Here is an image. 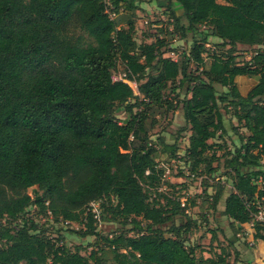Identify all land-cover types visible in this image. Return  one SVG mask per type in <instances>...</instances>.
<instances>
[{
    "label": "trees",
    "instance_id": "1",
    "mask_svg": "<svg viewBox=\"0 0 264 264\" xmlns=\"http://www.w3.org/2000/svg\"><path fill=\"white\" fill-rule=\"evenodd\" d=\"M165 1L168 21L182 35L208 25L225 53H212L206 66L207 37L177 59L165 53L163 38L137 44L131 19L137 0H0V264H105L98 255H83L80 245L45 235L35 220L41 214L83 223L79 235L97 239L91 203L119 225L120 232L102 237L113 264H227L224 247L198 254V245L185 244L182 233L192 222L186 200L159 191L158 145L171 156L178 150L151 139L158 117L177 107L164 95L169 84L173 92L190 94L181 102L191 131V173L201 165L205 173L220 166L212 163L219 157L205 155L209 140L225 132L220 108L232 111L248 132L222 155L232 178L222 214L242 230L258 206L264 208V0ZM71 22L90 40L73 38ZM238 44L259 49L238 64ZM118 60L125 65L122 80L112 77ZM240 75L258 77L245 94L238 89ZM215 84L226 91L217 93ZM215 95L219 105L205 115L188 106ZM121 107L122 121L115 116ZM216 188L213 208L222 197ZM176 217L185 218V229ZM232 263L242 264L237 251Z\"/></svg>",
    "mask_w": 264,
    "mask_h": 264
},
{
    "label": "rangeland",
    "instance_id": "2",
    "mask_svg": "<svg viewBox=\"0 0 264 264\" xmlns=\"http://www.w3.org/2000/svg\"><path fill=\"white\" fill-rule=\"evenodd\" d=\"M136 3L138 8L131 16V19L134 23V38L137 44L153 41L156 37L163 38L164 46L162 48L166 50L165 53L177 59L190 49L196 39L207 37L210 46L207 47L208 50L203 54L206 66L211 61L212 53H225L226 48L217 45L219 40L211 36V27L208 25H200L197 27L196 32L186 31L182 35L181 30L174 24L169 23L167 19L169 12L166 9L167 3L165 0H137ZM121 13L124 15V11H121ZM126 15L128 14H125L126 20H128L129 16ZM180 24L185 25L186 20L181 18ZM122 25L126 26L125 23ZM68 29L72 37L78 38L81 43L85 44L90 40L76 22H71ZM257 47L259 46L236 45L234 48L235 61L238 64L246 63L255 50L259 49ZM124 68V63L118 60L116 67L112 70L113 79H118L122 76ZM151 72H153V69L148 68L147 73ZM249 77L252 78L249 79ZM238 78L241 80V88L238 89L242 94H245L254 83L253 76L240 75L236 77V81ZM171 86L172 84H169L165 89L164 95L171 97L177 107L158 117L157 124L151 131V139L158 144V138H162L166 143L174 144L178 148L174 154L175 156H171L167 151L161 152V146L158 145L159 152L157 153L156 161L158 167L163 169L164 173L161 180L162 184L159 188L161 195H174L180 197L182 201L186 200L187 215L192 222H190L189 232L182 233L185 238V244L187 246L198 245L196 248L198 254L201 253V250H208L209 246L218 245L220 248L224 247L229 256L227 264H233L232 260L236 256V251L239 257L242 258V264H264V240L258 235H262L264 229L257 224L243 226L242 230L245 232V238L243 237L242 240L236 234L241 228L238 229L234 221L222 214L223 197L230 192L232 187V178L224 173L225 170L222 167V155L225 154L226 150L239 146L241 144V136H245L248 133L247 130L237 122L232 115V111L220 108L225 132H218L214 138L209 140L212 148L205 154L209 160L213 154L219 157L216 160H212V163L213 165L219 163L220 166L212 173H205L204 165H201L197 173H191L190 163L186 156L191 131L190 125L185 121L181 102L186 94L182 89L171 91ZM132 87L136 88V86ZM215 87L217 93L226 91V87L219 84H215ZM186 97H190V94L186 95ZM216 97L217 95L211 98L208 103L198 97L189 102L188 106L192 112L205 115L210 107L219 105ZM129 101L133 102L135 99H130ZM115 116L118 120H123L125 113L122 107L116 110ZM216 186L221 187L222 197L213 208L212 197L217 189ZM31 191V189H28L30 194ZM151 197L153 196L151 195ZM159 199L164 202L163 198L160 197ZM99 206V203L92 205V210L97 213V220L94 223L95 229L101 235L97 239L91 235H79V232L84 229L83 223L72 222L66 224L61 221L53 222L50 217L41 214L35 220L39 225V231L52 239L62 237L61 241L64 245L71 248L80 245L83 255L89 256L93 253V255H98L105 264H113L112 256L114 253L104 247L105 241L102 237L106 234H116L120 232V229L116 222L109 220L110 214ZM138 217L142 218V214L140 213ZM174 222L182 225L183 228L187 226L185 218L176 217ZM164 228L168 229V224H165ZM250 239L255 242L253 247L248 246V240ZM100 246L102 249H100ZM204 254L206 255V253Z\"/></svg>",
    "mask_w": 264,
    "mask_h": 264
},
{
    "label": "built area",
    "instance_id": "3",
    "mask_svg": "<svg viewBox=\"0 0 264 264\" xmlns=\"http://www.w3.org/2000/svg\"><path fill=\"white\" fill-rule=\"evenodd\" d=\"M105 1H107V0H105ZM124 78H125V73H123V75L120 76L118 79L122 80ZM118 79H115V80H118ZM131 84H132V86H136L135 82H132ZM91 205H94V203H91ZM92 211L95 212L94 210H92ZM248 224H250V225L258 224V225H260V227H262V229H264V208L262 206H258L257 211L254 213V215L252 216V220ZM244 234H245V232L243 230H241L239 233H237V235L239 237H242ZM263 234H264V230H263ZM254 245H255V242L253 239L248 240V246L249 247H253Z\"/></svg>",
    "mask_w": 264,
    "mask_h": 264
},
{
    "label": "crops",
    "instance_id": "4",
    "mask_svg": "<svg viewBox=\"0 0 264 264\" xmlns=\"http://www.w3.org/2000/svg\"><path fill=\"white\" fill-rule=\"evenodd\" d=\"M250 78H252V77H249V79H250ZM253 79H254V83H253V84H255V83L257 82L258 77H257V76H253ZM240 81H241V80L238 78V79H237L238 88H241ZM243 81H244V80H243ZM244 82H245V81H244ZM253 84H252V85H253ZM252 85H251V86H252ZM247 225H248V223H243L241 226L243 227V226H247Z\"/></svg>",
    "mask_w": 264,
    "mask_h": 264
}]
</instances>
